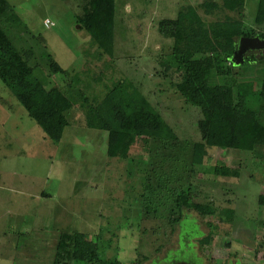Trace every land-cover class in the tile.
<instances>
[{"label": "rangeland", "instance_id": "1", "mask_svg": "<svg viewBox=\"0 0 264 264\" xmlns=\"http://www.w3.org/2000/svg\"><path fill=\"white\" fill-rule=\"evenodd\" d=\"M7 1L11 9L0 23L48 88L67 93L81 88L100 101L114 82H132L178 136L191 142L201 138L197 122L202 113L177 91L180 76L164 74L160 60L174 40L160 32L161 21L192 6L206 25L233 18L264 33V26L255 23L258 0H247L242 12L224 9L222 0H116L111 57L78 23L88 0ZM209 2L221 7L207 12ZM47 19L54 25L45 26ZM248 43L262 60L223 61L231 66V80L219 75L208 85L215 89L230 80L258 108L264 45ZM54 63L67 74L54 72ZM76 73L79 84L72 83ZM68 119L61 142L54 143L0 79V264H54L61 235L75 232L97 242L103 256L125 264L143 256L148 260L141 264H264V147L231 160L210 159L230 165L236 177L196 175L163 159L157 143L147 138L131 147L127 159L110 158L108 132L89 127L80 104ZM148 186L153 191L149 208ZM189 186L197 192L196 201L210 204L213 212L203 216L183 210L173 226L172 217L180 215L174 195ZM207 223L216 224L219 232L202 245Z\"/></svg>", "mask_w": 264, "mask_h": 264}, {"label": "trees", "instance_id": "2", "mask_svg": "<svg viewBox=\"0 0 264 264\" xmlns=\"http://www.w3.org/2000/svg\"><path fill=\"white\" fill-rule=\"evenodd\" d=\"M246 3L247 0H222L223 8L230 12H242ZM204 7L211 12L221 6L217 2H209ZM10 9L7 0H0V20ZM115 22L116 0H88L83 16L78 19L99 51L111 57L115 52ZM255 23L264 26V0L257 1ZM159 26L164 36L174 40L170 52L160 60L164 74L180 76L175 83L177 91L187 104L199 108L202 113L197 122L201 137L198 141L181 139L132 82H114L100 101H92L81 88L70 93L57 86L48 88L1 23L0 79L56 144L61 142L65 129L70 125L68 113L80 104L86 111L87 125L108 132L107 155L110 158L127 159L131 147L139 139L147 138L157 143L160 156L170 158L176 168L181 165L196 175L236 177L237 170L210 163L211 149L253 151L258 146L264 147V83L259 93L262 105L254 108L246 101L245 94L230 82L231 66L227 67L223 61L233 64L242 42L257 39L254 46H259L264 41V33L246 29L242 21L233 18L206 25L192 6L181 10L175 19L162 20ZM256 60L261 61L262 57L258 58L254 51L248 50L243 55V62ZM52 68L57 74H67L57 63ZM219 75L230 80H224L220 86L211 89L208 81ZM72 83H81L78 73L72 78ZM152 192L148 186L147 208L153 202ZM174 198L180 215L172 217L173 226L181 221L183 210H195L203 216L213 212L210 204L196 201L197 192L193 186L181 189ZM260 202L264 205V195L260 196ZM207 225L209 232L200 239L202 245H208L219 232L216 224ZM143 260H148V257L126 264H141ZM69 261L125 264L117 258L103 256L98 243L81 232L63 233L60 237L54 264H69Z\"/></svg>", "mask_w": 264, "mask_h": 264}, {"label": "crops", "instance_id": "3", "mask_svg": "<svg viewBox=\"0 0 264 264\" xmlns=\"http://www.w3.org/2000/svg\"><path fill=\"white\" fill-rule=\"evenodd\" d=\"M262 149V146H258L257 148H255L253 151H256L257 149ZM243 152V150H237V149H224V148H212L211 149V159H213L215 156L219 157H224V159H228L231 160L233 156H238L239 154H243L241 153ZM218 157V158H219ZM227 166V165H226ZM230 167V165L228 166ZM231 168V167H230Z\"/></svg>", "mask_w": 264, "mask_h": 264}, {"label": "water", "instance_id": "4", "mask_svg": "<svg viewBox=\"0 0 264 264\" xmlns=\"http://www.w3.org/2000/svg\"><path fill=\"white\" fill-rule=\"evenodd\" d=\"M248 41L255 43L258 40L257 39H255V40L249 39ZM248 41L242 42L240 50L236 53L237 59L235 60V62H238V61L243 62V55L249 50V48H251V45L248 43ZM259 44H260L259 47H261V45H264V41L260 42Z\"/></svg>", "mask_w": 264, "mask_h": 264}, {"label": "built area", "instance_id": "5", "mask_svg": "<svg viewBox=\"0 0 264 264\" xmlns=\"http://www.w3.org/2000/svg\"><path fill=\"white\" fill-rule=\"evenodd\" d=\"M54 23L51 22L49 19L45 20V26L49 27V26H53Z\"/></svg>", "mask_w": 264, "mask_h": 264}]
</instances>
